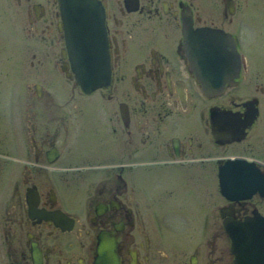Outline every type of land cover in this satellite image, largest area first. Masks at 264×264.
<instances>
[{
    "label": "flooded vegetation",
    "instance_id": "flooded-vegetation-1",
    "mask_svg": "<svg viewBox=\"0 0 264 264\" xmlns=\"http://www.w3.org/2000/svg\"><path fill=\"white\" fill-rule=\"evenodd\" d=\"M97 1L91 88L60 0H0L3 47L68 83L0 85V264H235L227 224L264 218V0Z\"/></svg>",
    "mask_w": 264,
    "mask_h": 264
},
{
    "label": "water",
    "instance_id": "water-1",
    "mask_svg": "<svg viewBox=\"0 0 264 264\" xmlns=\"http://www.w3.org/2000/svg\"><path fill=\"white\" fill-rule=\"evenodd\" d=\"M60 2L66 45L75 78L83 87L93 88L107 83L110 78L107 44L103 11L99 1L60 0ZM204 34L219 36L214 30H206ZM230 45L234 46V43L229 42L227 45L219 43L217 47H226L225 51L230 52ZM227 227L232 238L235 263L264 264V218H246L244 221L231 222Z\"/></svg>",
    "mask_w": 264,
    "mask_h": 264
},
{
    "label": "rangeland",
    "instance_id": "rangeland-1",
    "mask_svg": "<svg viewBox=\"0 0 264 264\" xmlns=\"http://www.w3.org/2000/svg\"><path fill=\"white\" fill-rule=\"evenodd\" d=\"M6 18H3L0 12V85H9L12 83H17L20 86L25 85L27 83L36 82V84H43L45 86L50 85H68V83L59 76L56 72H49L46 69V65L43 66H34L31 67L28 64L30 59L29 53L23 50V47L20 51L15 50L12 52V49L9 47H3L8 41L5 39L3 34L8 31L9 29L6 27L5 24ZM13 40L18 43L20 46L23 41V36L20 33L19 35H12ZM14 55V58L18 60L19 69L18 72L15 71L12 67L13 62L12 58L13 55H8L11 53ZM8 55V56H7ZM30 68V73L28 74L27 68ZM2 71V72H1ZM6 74V76H5Z\"/></svg>",
    "mask_w": 264,
    "mask_h": 264
},
{
    "label": "bare ground",
    "instance_id": "bare-ground-1",
    "mask_svg": "<svg viewBox=\"0 0 264 264\" xmlns=\"http://www.w3.org/2000/svg\"><path fill=\"white\" fill-rule=\"evenodd\" d=\"M209 30V29H208ZM218 32V31H217ZM204 33V32H203ZM219 33V32H218ZM205 35V34H204ZM107 37V36H106ZM227 39V38H226ZM225 42V41H224ZM214 47V46H213ZM230 48H231V51L229 52V53H234V52H236V47H235V44H234V46L233 45H230L229 46ZM108 53V52H107ZM108 66H109V62H108ZM100 86V85H99ZM87 91V90H86ZM253 179V178H252ZM233 180V179H232ZM241 181V180H240ZM252 181H250V183H251ZM243 198V197H242ZM107 240V239H106ZM108 249V248H107ZM101 253V252H100ZM101 255V254H100ZM101 258V257H100ZM100 260V259H99ZM104 260V259H103Z\"/></svg>",
    "mask_w": 264,
    "mask_h": 264
}]
</instances>
